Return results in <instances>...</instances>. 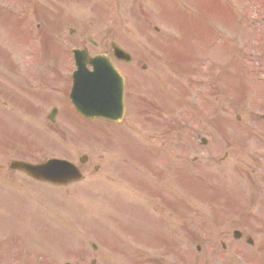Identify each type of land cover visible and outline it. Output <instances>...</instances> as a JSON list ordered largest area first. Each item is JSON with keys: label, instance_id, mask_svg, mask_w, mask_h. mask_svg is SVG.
Here are the masks:
<instances>
[{"label": "rangeland", "instance_id": "1", "mask_svg": "<svg viewBox=\"0 0 264 264\" xmlns=\"http://www.w3.org/2000/svg\"><path fill=\"white\" fill-rule=\"evenodd\" d=\"M72 1L74 7L68 5ZM72 1L0 0V115L15 111L11 118L0 117V264H91L94 258L95 264H151L154 260L159 264L240 263L232 253L220 257L217 244L225 234L220 229L240 225L256 231L260 225L242 219L252 216L257 221L264 207V0ZM61 2L65 18L73 17L75 22L81 18L82 31L92 38L112 34L125 47L130 46L126 38L134 41L138 67L126 70L129 84L121 123L78 119L79 124L75 119L62 125L59 118L56 128H49L45 116L61 95L39 100L31 89L22 95L36 109L39 106L37 120L25 118L14 106H3L6 71L5 82L11 81L13 89L18 80L23 87L38 84L28 77L31 59L36 58L34 66L43 74L40 94L55 90L57 70L50 67L55 58L41 50L43 34L53 32L54 4ZM104 2L112 10L105 9ZM68 29L63 24L58 30L68 47L65 58L60 54L65 76L72 64L69 50L79 43L69 40ZM29 33L36 40L32 51L23 45ZM16 42L23 45L21 49ZM41 54L42 61L38 59ZM13 65L16 73H9L7 68ZM142 65L148 66L147 71ZM213 97L215 103L210 100ZM157 98L171 109L156 102ZM199 101L206 103L203 109L198 108ZM62 106L69 120L73 112L65 102ZM205 108L214 115L212 132L201 124ZM27 137L30 142L38 139L37 144L29 143ZM202 137L207 138L208 146L200 143ZM167 150L169 164L161 156ZM50 155L78 164V158L87 155L84 178L57 187L10 168L13 159L41 161ZM193 156L201 160L194 162ZM242 158L247 163L242 164ZM250 159L258 165L259 177L253 176L254 181L240 174L246 168L243 165L249 167ZM157 164L169 174L150 173L157 181L150 186L157 185L160 191L146 193L150 180L146 175ZM180 168L188 179L183 192L177 180ZM172 174L174 180H170ZM222 175L243 192L233 195L238 214L218 228L221 223L213 211L216 204L194 188L209 193L213 186H222ZM185 217L188 224H194L191 229L182 226ZM162 223H166L170 239L156 245L159 236L153 227ZM91 242L97 244L96 252ZM246 247L245 251L252 250Z\"/></svg>", "mask_w": 264, "mask_h": 264}, {"label": "water", "instance_id": "2", "mask_svg": "<svg viewBox=\"0 0 264 264\" xmlns=\"http://www.w3.org/2000/svg\"><path fill=\"white\" fill-rule=\"evenodd\" d=\"M102 61L103 60L97 59L96 61H93V63H94V65H96V64L99 65ZM105 63L107 64V62H105ZM110 74L113 75V77L115 78V80L117 81L118 84H116V83L113 84V80L114 79L111 80L110 82L108 81V83L106 82V85H109V83L111 84V88L109 90L110 91L109 95H112L111 92H112L113 88L118 87L119 88V94H118L117 97H115V100L119 103L121 101V94H122V91H121L122 79L118 75V73H116L115 71L110 73ZM102 80H103L102 76H98V77H96V79L88 82L87 87H88V91H89V94H90L91 97L95 96L96 98H99L100 95H104V92L102 90V88H103ZM81 94L83 95V97L78 95V94H76L74 96V94H73L72 95V99H73V102L76 105V107L80 111L85 113L86 116H88V117L102 116V117H107V118H111V119H119L120 118L121 109H119V110H117L115 112H111V113H108V112H105V111H95V110L92 111V110L86 109L85 106H88V104H86V102L84 100H88L90 98V96H89V94H87V91H85V92H83ZM110 99H113V98L110 97ZM120 106L122 107V105H120ZM15 165L20 167V164H18V163H15ZM41 168H42V166L34 167V166L25 165L22 169L27 171V172H29L30 174H33L36 177L43 178V174L40 171ZM76 177L77 176H75L74 179H76ZM45 178H47V177L44 176V179ZM51 180L62 181L60 177H55V178H53Z\"/></svg>", "mask_w": 264, "mask_h": 264}, {"label": "flooded vegetation", "instance_id": "3", "mask_svg": "<svg viewBox=\"0 0 264 264\" xmlns=\"http://www.w3.org/2000/svg\"><path fill=\"white\" fill-rule=\"evenodd\" d=\"M95 36V35H94ZM80 41L79 48L89 49L92 54H107L113 58V50L112 43L115 42L116 39L114 36H110L109 34L103 33L99 34L97 38H91V36H87L84 33V37L78 38ZM119 41V40H118ZM119 64H124L123 61H118Z\"/></svg>", "mask_w": 264, "mask_h": 264}]
</instances>
